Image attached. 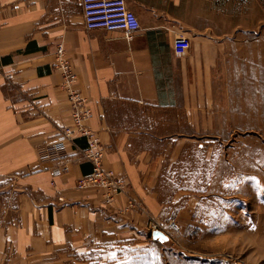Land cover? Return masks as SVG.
I'll return each instance as SVG.
<instances>
[{"label": "crops", "instance_id": "obj_1", "mask_svg": "<svg viewBox=\"0 0 264 264\" xmlns=\"http://www.w3.org/2000/svg\"><path fill=\"white\" fill-rule=\"evenodd\" d=\"M213 1L126 0L140 23L127 41L122 32L86 30L81 0H0V199L13 205L0 212V264H134L166 244L152 220L194 226L208 195L187 189L182 124L197 121L186 111L188 93L208 80L195 60L205 62L219 42ZM178 35L199 56L176 57ZM59 45L91 110L86 125L103 147L102 166L125 186L111 205L99 190L76 189L90 171L78 151L57 177L39 160L71 124ZM129 200L139 208L121 212Z\"/></svg>", "mask_w": 264, "mask_h": 264}, {"label": "rangeland", "instance_id": "obj_2", "mask_svg": "<svg viewBox=\"0 0 264 264\" xmlns=\"http://www.w3.org/2000/svg\"><path fill=\"white\" fill-rule=\"evenodd\" d=\"M216 32L208 59L195 60V71L208 80L188 93L186 111L197 121L182 124L180 162L192 170L187 189L208 196L193 227L178 226L163 238V249L134 264H264V0L213 1ZM201 51L195 45L189 53ZM6 207L12 202L2 197L0 212Z\"/></svg>", "mask_w": 264, "mask_h": 264}, {"label": "built area", "instance_id": "obj_3", "mask_svg": "<svg viewBox=\"0 0 264 264\" xmlns=\"http://www.w3.org/2000/svg\"><path fill=\"white\" fill-rule=\"evenodd\" d=\"M81 9L83 26L88 31L122 32L125 40L130 41L140 30L139 20L128 8L126 0H81ZM190 48V40L184 35H178L172 44L173 53L178 58L186 56ZM55 59L56 67L63 75L62 89L68 94L71 124L59 131L56 141L43 150L39 160L52 163L51 174L57 177L69 172L73 160L69 151H78V161L87 164L90 171L77 180L76 189L99 190L104 203L111 205L117 196L124 193V183L102 166L103 147L97 134L86 125L91 110L86 99L74 89L76 75L70 69L61 45L55 51ZM78 140L83 141L84 147L81 149L78 148ZM136 208L139 205L134 200H129L121 212ZM149 229L162 234L167 240L171 239L172 233L179 232V227L172 218L167 222L152 220Z\"/></svg>", "mask_w": 264, "mask_h": 264}, {"label": "water", "instance_id": "obj_4", "mask_svg": "<svg viewBox=\"0 0 264 264\" xmlns=\"http://www.w3.org/2000/svg\"><path fill=\"white\" fill-rule=\"evenodd\" d=\"M154 234H155L156 237L164 238V236L162 234L158 233V232H154Z\"/></svg>", "mask_w": 264, "mask_h": 264}]
</instances>
